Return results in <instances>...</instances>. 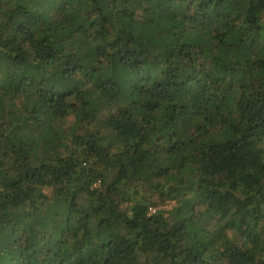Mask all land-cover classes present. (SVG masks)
Returning a JSON list of instances; mask_svg holds the SVG:
<instances>
[{
	"label": "trees",
	"instance_id": "16d2710c",
	"mask_svg": "<svg viewBox=\"0 0 264 264\" xmlns=\"http://www.w3.org/2000/svg\"><path fill=\"white\" fill-rule=\"evenodd\" d=\"M0 264H264V0H0Z\"/></svg>",
	"mask_w": 264,
	"mask_h": 264
},
{
	"label": "rangeland",
	"instance_id": "374dc122",
	"mask_svg": "<svg viewBox=\"0 0 264 264\" xmlns=\"http://www.w3.org/2000/svg\"><path fill=\"white\" fill-rule=\"evenodd\" d=\"M72 122V119H68L67 121L63 120V121H58L57 125H58V128H60L61 130L63 129H68L70 127V124ZM174 203H167L165 204L163 207H166V208H170L172 207ZM157 208V207H156ZM155 209L151 210V211H154Z\"/></svg>",
	"mask_w": 264,
	"mask_h": 264
}]
</instances>
